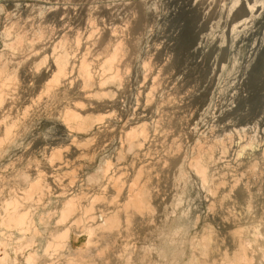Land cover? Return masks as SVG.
I'll return each instance as SVG.
<instances>
[{"label": "rangeland", "instance_id": "374dc122", "mask_svg": "<svg viewBox=\"0 0 264 264\" xmlns=\"http://www.w3.org/2000/svg\"><path fill=\"white\" fill-rule=\"evenodd\" d=\"M110 32L116 40H109ZM57 42L60 44L55 54L65 51L76 58L85 54L95 78L102 77L100 65L119 46L114 61L116 71H105L110 72L109 76L117 72L119 81L114 89L105 88L104 92L110 93L99 100L111 105L109 112L113 115L88 134L71 135L60 124L59 116L66 107L71 108L75 102L85 104L76 93L77 79L64 91L60 87L61 91L54 92L57 95L44 93L42 88L50 79L48 58L33 79H23V73L38 65L44 55L49 57L52 44ZM35 52L37 56L33 58ZM0 55L1 60H11L10 67H14L16 78L15 85L9 86L11 93L16 94L19 107H29L27 117L19 118V113H13L6 121L11 122L7 127L13 149L1 158L12 164V169L0 175V190L5 192L7 186L18 185L15 182L24 173L31 179L34 171H39L42 179L50 181L49 196H43L41 209L50 200L56 206V197L62 193L59 189L65 186L66 195L83 192L80 205H87L91 197L100 195L105 203L108 201L107 205L111 204L106 206L112 211L114 203L107 199L115 194L89 184L86 175L99 167L102 170L104 160L109 158L108 173L117 170L116 176L121 175L120 182L126 185L123 196L115 198L119 201L115 203H121L135 179L134 173L142 171L135 187L138 190L143 186L147 192L144 204L149 207L143 210V218L129 217V226H122L120 229L126 231L121 234L120 230L119 236L100 240L95 232L90 238L93 242L87 246L86 229L91 223L81 215L83 219L78 223L81 222L79 230L83 233L76 231L69 239L72 253L76 252L70 256H74L73 260L82 264H264V0H0ZM13 61L19 64L15 65L17 69ZM40 91V95H45L39 96ZM92 106H83L78 112L93 116L104 113ZM137 125L144 127V137L138 138L143 145L139 153L127 152L123 150L124 134ZM242 128H247L248 132L243 129L245 136ZM251 135L257 137L252 138L257 143ZM73 139L76 144L68 149ZM247 140L251 141L250 146ZM252 144L254 148L259 145L254 149ZM211 145L213 161L204 159L207 181L201 183L190 164L198 154V158H203L201 155L205 156ZM242 145L248 148L242 149ZM59 146L69 163L53 173L49 150ZM220 146L227 149L224 154ZM200 150L202 154L198 153ZM255 166L257 169H253ZM4 174L18 177L3 180ZM50 175L52 179L48 178ZM54 178L59 181L56 183ZM102 204H93L90 216L98 217L96 210H102ZM124 220L121 216L120 221ZM41 247L38 242L29 248L22 244L20 253L15 254L16 248L4 246L0 256L6 252L5 264H24V256ZM64 253L66 247L55 252L54 264L63 262L62 256L67 255Z\"/></svg>", "mask_w": 264, "mask_h": 264}, {"label": "bare ground", "instance_id": "6f19581e", "mask_svg": "<svg viewBox=\"0 0 264 264\" xmlns=\"http://www.w3.org/2000/svg\"><path fill=\"white\" fill-rule=\"evenodd\" d=\"M46 10V9H45ZM56 13V12H55ZM64 15V14H63ZM55 16V14H54ZM65 16V15H64ZM12 17V16H11ZM93 19V18H92ZM31 24V23H30ZM58 25V23H57ZM13 26V25H12ZM90 26V25H89ZM41 27V26H40ZM52 27V26H51ZM45 29V28H44ZM80 29V28H79ZM85 29V28H84ZM3 30V29H2ZM25 30V29H24ZM72 30V29H71ZM89 30V29H88ZM6 31V29H5ZM44 31V30H43ZM116 31V30H115ZM8 33H10L9 31H7ZM112 32L114 33L113 29H112ZM3 33V32H2ZM5 33V32H4ZM29 33V32H28ZM47 33V32H46ZM58 33V32H57ZM109 33V32H108ZM116 33V32H115ZM36 34V33H35ZM44 34V33H43ZM110 32V37L112 39H109V40H116V37L114 34H112ZM7 35V33H6ZM11 35V34H10ZM94 35V34H92ZM9 36V35H8ZM14 36V35H13ZM79 36V35H78ZM88 36V35H87ZM85 36V37H87ZM91 36V35H90ZM100 36V35H99ZM16 37V36H15ZM58 37V36H57ZM109 37V36H108ZM9 38V37H8ZM19 38V37H18ZM74 38V37H73ZM88 38H91L88 36ZM87 38V39H88ZM15 39V38H14ZM12 39V40H14ZM17 39V38H16ZM15 39V40H16ZM40 39V38H39ZM52 39V38H51ZM62 39V38H61ZM60 39V41H61ZM14 40V41H15ZM55 40V39H54ZM77 40V39H76ZM79 40V39H78ZM85 40V39H84ZM91 40V39H90ZM64 41V39H63ZM3 42V41H2ZM5 42V41H4ZM13 42V41H12ZM32 42V41H31ZM45 42V41H44ZM51 42V41H50ZM116 42V41H115ZM7 43V42H6ZM14 43V42H13ZM49 43V42H48ZM56 43V42H54ZM87 43V42H86ZM121 43V42H120ZM5 44V43H4ZM3 44V45H4ZM7 44H12V43H7ZM60 42H57V44H52L53 45V48H52V52L51 54L49 55V57H47L46 55H44L42 57V60L41 62L39 61L38 62V65H36L34 63V66L33 69L31 68L27 74L26 73H23L25 76L23 77V79H28V78H32L33 79V75L37 74V70L39 68H42L41 66L46 62L47 58L49 59L48 61V72H50V79L49 80H46L44 83V86L42 89H44V93H48L51 95L57 91L58 93V90H60V87L61 89H66L68 88L69 86H71V84L73 85V82H75V80L77 79V81L79 82V85L77 87V90H76V93L79 97H81L84 101V105L83 103H73L71 108L69 107H66L65 110H63L59 116V119H60V124L61 126L67 131L69 132L71 135L74 133V132H84V134H88L89 131L91 130H94L96 129L97 130V126L98 124H101L104 119H107L109 116H110V112H109V109H112L111 108V105H109L108 103H99V100L102 98V97H105L107 95H109L110 93V90L109 91H106V93L104 92L105 88H112L114 84H117L118 82L116 80V77H117V72H114L115 74H111L112 76H109L110 75V72H112L116 67L115 66V63L114 61H116L115 59L117 58V53L119 52V46L118 47H115V49L113 50L112 54L110 55V57L108 58L107 57V60H104L103 64L100 65L102 66L101 67V70H102V77H98V78H95V76H93L94 74H92L91 72V69L89 67V64L88 62L86 61V57H85V54H82L80 53V56H78L76 58V55H72V56H69L67 52L63 51L61 52L60 54H55V49L56 47L59 48ZM61 44L63 45V42H61ZM117 44V43H116ZM6 45V44H5ZM4 45V46H5ZM8 46V47H11V46ZM18 45V44H17ZM33 45V44H32ZM55 45V46H54ZM76 50H79V44L78 42L76 41ZM120 45V44H119ZM3 46V47H4ZM16 46V44H15ZM14 46V47H15ZM20 46V45H18ZM122 46V45H121ZM120 46V47H121ZM13 47V45H12ZM36 47V46H35ZM45 47V46H44ZM63 47H65L63 45ZM7 48V47H6ZM40 48V47H38ZM71 48V47H70ZM118 48V49H117ZM10 49V48H9ZM13 48H11L10 50H12ZM18 49V48H17ZM31 49V48H30ZM34 49V48H33ZM37 49V48H36ZM43 49V48H42ZM42 49L40 51H42ZM45 49V48H44ZM62 49V48H60ZM66 49V48H65ZM64 49V50H65ZM86 49V48H85ZM39 49H37L38 51ZM75 50V49H74ZM118 52H117V51ZM9 51V50H8ZM13 51V50H12ZM34 51V50H32ZM36 51V52H37ZM39 51V52H40ZM45 51V50H44ZM54 51V52H53ZM67 51V50H66ZM81 50H79L80 52ZM21 52V51H20ZM31 52V51H29ZM34 53L32 55L33 56H37V53ZM78 52V51H77ZM76 52V53H77ZM17 53V52H16ZM45 53V52H44ZM29 54V53H27ZM31 54V53H30ZM70 54V53H69ZM78 54V53H77ZM14 56H15V53H14ZM20 56V55H19ZM27 56V55H26ZM12 57V56H11ZM27 57H31V56H27ZM31 57V58H32ZM39 57V56H38ZM5 58V57H4ZM14 58V57H13ZM13 58H10V59H13ZM23 58L20 56V59ZM34 58V57H33ZM16 59V57H15ZM27 60V58H25ZM97 59V58H96ZM121 59V58H120ZM14 60V59H13ZM17 60V59H16ZM25 60V61H26ZM10 61L11 60H8L6 61L5 59H2L1 60V55H0V118H2L0 121V147L3 146V150L0 151V175L2 176V174L8 170L12 164H8L7 162H2V156H4L5 153L7 154H11V149H13L12 147V144H9V141H10V129L7 127V124L10 122H7V119H9L13 113H19L20 117L19 118H24V117H27V114H28V110L27 108H21L19 107V103L20 101L17 102L16 100V94H14L13 92L11 93V88H9L10 85H13L14 84V81L13 79L16 78V77H13V74H14V70L12 68L14 67H10ZM22 61H24L22 59ZM14 62V61H13ZM12 62V63H13ZM17 62V61H16ZM14 62V63H16ZM26 63V62H24ZM18 63L16 64H13L14 66L16 65L17 66ZM118 64V63H117ZM116 64V65H117ZM11 65V66H13ZM15 66V69H17ZM19 66V64H18ZM99 66V67H100ZM145 66V65H144ZM118 67V66H117ZM10 68V69H8ZM11 69L13 71H11ZM100 69V68H99ZM113 69V70H112ZM11 71L12 75L9 73V71ZM47 70V69H46ZM45 70V71H46ZM112 70V71H111ZM105 71H110L108 74L105 73ZM116 71V70H114ZM147 71V70H146ZM17 72V71H15ZM47 73V72H45ZM108 75V76H104L105 74ZM149 73V72H148ZM104 74V75H103ZM151 74V73H150ZM16 76H18L16 73H15ZM99 75V74H98ZM146 75V74H145ZM100 76V75H99ZM119 78V77H118ZM143 78V77H142ZM16 80V79H15ZM19 80V79H17ZM16 80V82H17ZM119 81V80H118ZM121 82V81H120ZM19 83H21V81H19ZM17 83V85L19 84ZM43 84V83H42ZM15 85V84H14ZM122 85V84H121ZM20 86V85H19ZM18 86V87H19ZM30 86V85H29ZM32 86V85H31ZM12 87V86H11ZM14 87V86H13ZM17 87V86H16ZM117 87V85H116ZM28 88V87H27ZM10 89V90H9ZM15 89V88H14ZM21 89V88H19ZM18 89V90H19ZM114 89V87H113ZM150 89V88H149ZM13 90V88H12ZM18 90H14V91H18ZM29 90V89H28ZM154 90V89H153ZM61 91V90H60ZM64 91V90H63ZM118 91V90H117ZM67 92V90H66ZM16 93V92H15ZM20 93V92H19ZM22 93V92H21ZM41 91L39 92V96L40 95ZM63 93V92H62ZM47 94V95H48ZM56 94V93H54ZM20 95V94H19ZM18 95V96H19ZM45 94H43L42 96H44ZM48 95V96H49ZM57 95V94H56ZM75 95V94H73ZM218 95V94H217ZM64 96V95H63ZM67 96V95H66ZM146 96V95H145ZM74 97V96H73ZM111 97V96H110ZM39 98V97H38ZM54 98V97H53ZM107 98V97H106ZM19 99V98H18ZM26 99V98H25ZM24 99V100H25ZM46 99V98H45ZM48 99V98H47ZM52 99V98H51ZM56 99V98H55ZM31 100V99H30ZM35 100V99H34ZM38 99H36L37 101ZM40 100H41V97H40ZM62 100V99H61ZM102 100H104L102 98ZM23 101V100H22ZM21 101V102H22ZM29 101V100H28ZM27 101V102H28ZM57 103L59 100H56ZM68 101V100H67ZM71 101V100H70ZM69 101V102H70ZM109 101V100H108ZM30 102V101H29ZM47 102V101H46ZM61 102V101H60ZM114 102V101H113ZM166 102V101H165ZM24 103V101H23ZM31 103H33V100L31 101ZM35 103V101H34ZM33 103V104H34ZM55 103V102H54ZM147 103V102H146ZM25 104V103H24ZM68 104V102L66 103ZM69 105V104H68ZM92 105H96L95 106V111H101V112H104L103 114L101 113V115L99 114L98 116H93V115H89V114H83L81 115L80 110L84 109L85 106L86 108L88 107H93ZM65 106V105H63ZM84 106V108H83ZM90 112V111H88ZM93 114V113H92ZM95 114V113H94ZM97 114V113H96ZM112 114V112H111ZM29 115V114H28ZM113 115V114H112ZM111 115V116H112ZM16 116V119H17V115ZM110 116V117H111ZM48 117V116H47ZM50 118V116H49ZM166 118V117H165ZM16 119L14 121H16ZM28 119V118H27ZM18 121V120H17ZM120 121V120H119ZM24 122V121H23ZM57 122V121H56ZM55 122V123H56ZM59 122V121H58ZM101 122V123H100ZM11 123V122H10ZM20 123V122H19ZM22 123V122H21ZM20 123V124H21ZM19 124V125H20ZM142 124V123H141ZM157 124V123H156ZM14 125V124H13ZM17 125H18V122H17ZM124 125V124H123ZM131 125V124H130ZM158 125V124H157ZM10 126V125H9ZM33 126V125H32ZM57 126V125H56ZM102 127V126H101ZM133 127V126H132ZM135 127V126H134ZM133 127V128H134ZM160 127V126H159ZM211 128V127H210ZM256 128V127H255ZM14 129V128H13ZM244 128H242V132L244 134H246L248 131L246 130L247 128H245L244 130H246L244 133L243 131ZM34 130V129H33ZM46 130V129H44ZM62 130V129H61ZM125 130V129H124ZM239 130V131H241ZM250 130V129H249ZM50 131V130H49ZM238 131V132H239ZM252 131V130H251ZM251 131H249L251 133ZM17 132V131H16ZM19 132V131H18ZM21 132V131H20ZM19 132V133H20ZM237 132V131H236ZM237 132V133H238ZM241 132V133H242ZM253 132V131H252ZM25 133V132H24ZM93 133V132H92ZM240 133V132H239ZM64 134V133H63ZM66 134V132H65ZM68 134V133H67ZM75 134V133H74ZM80 134V133H79ZM144 127L143 125H137L134 129H131L130 128V131L129 132H126V134H124V144H125V148L126 149H123L127 152H136V153H139V151L141 150V147H142V143L139 141L138 138L141 139V137H144ZM147 134V133H146ZM149 134V133H148ZM153 134V133H152ZM252 134V133H251ZM52 135V134H51ZM56 135V134H55ZM91 135V133H90ZM93 135V134H92ZM107 135V134H106ZM249 135V134H248ZM168 136V135H167ZM180 136V135H179ZM245 136V135H244ZM252 137H250L251 139L255 136L251 135ZM21 137V136H20ZM51 137V136H50ZM68 137H69V134H68ZM71 139V137H69ZM147 138V137H146ZM216 138V137H215ZM249 138V137H248ZM257 137H255V140H256ZM39 139V138H38ZM92 139V138H91ZM90 139V140H91ZM145 139V138H144ZM74 140V139H73ZM89 140V139H87ZM177 140V139H176ZM254 139H252L253 141ZM254 140V141H255ZM85 141V140H84ZM142 141H145L146 140H142ZM248 143L251 142L249 140H247ZM253 141V142H254ZM89 142V141H88ZM209 142V141H208ZM245 142V141H244ZM252 142V143H253ZM256 142V141H255ZM17 143V142H16ZM70 143V142H69ZM92 143V142H91ZM217 143V142H216ZM247 143V144H248ZM257 143V142H256ZM7 144V146H6ZM13 144H14V141H13ZM75 143V140L72 141L69 145H67V148L69 149L70 147H73ZM78 144V142H77ZM81 144L84 145V142H82ZM86 144V143H85ZM88 144V143H87ZM123 144V143H122ZM122 144L120 146H122ZM251 143L248 144V146H250ZM216 145V144H215ZM253 145V144H252ZM256 145V144H255ZM259 144H257L258 146ZM57 146V144H56ZM76 146V145H75ZM96 146V145H95ZM225 146V145H223ZM243 148L242 149H245L246 147L248 148V146H244L242 145ZM241 146V147H242ZM257 146L255 148H257ZM50 147V146H49ZM79 147H82L81 145ZM123 147V146H122ZM122 147H119V148H122ZM216 147V146H215ZM219 147V146H218ZM240 147V149H241ZM260 147V146H259ZM18 148V147H17ZM39 148V147H38ZM45 148V147H44ZM66 148V147H64ZM64 148H62L64 150ZM66 148V149H67ZM84 148V147H83ZM224 147H221L220 146V151H223L225 150L222 154H224L226 152L227 149H223ZM227 148V147H226ZM246 148V149H247ZM253 148H254V145H253ZM254 148V149H255ZM41 149V148H40ZM78 149V148H77ZM76 149V151H77ZM82 149V148H81ZM80 149V151H82ZM212 145L209 146L206 151H205V156L201 155L202 151L200 150V152L198 153H201L200 155L203 157V158H198L197 155L195 158H194V161L191 162L190 166H192V169L194 168V173H195V176L201 181V183H204L206 178H207V175H206V167H207V160H210L211 162L213 160L212 159ZM219 149V148H218ZM241 149V150H242ZM49 150V149H48ZM250 151H252V149L250 148L249 149ZM47 151V150H46ZM50 155H49V162H50V168L53 169V173L55 172L54 170H58L60 168H62L61 166H65L67 164V161L65 159V154H62L63 151H61V148L59 146V148H51L50 150ZM71 151V150H70ZM79 151V150H78ZM237 151V150H236ZM256 151V150H255ZM43 152V150H42ZM67 152V151H66ZM74 152V151H73ZM120 152V151H118ZM116 152V153H118ZM204 152V151H203ZM233 152V151H232ZM259 152V151H258ZM264 153V151H261V153ZM16 153V152H15ZM14 153V154H15ZM65 153V152H64ZM68 153V152H67ZM83 153V151H82ZM147 153V152H146ZM145 153V154H146ZM49 154V153H47ZM88 154V152H87ZM86 154V155H87ZM120 154V153H119ZM118 154V155H119ZM144 154V155H145ZM197 154V153H196ZM238 154V153H236ZM64 155V156H63ZM70 155V154H69ZM84 155V153H83ZM85 155V156H86ZM95 154H93V157H94ZM123 155V154H122ZM142 155V154H141ZM147 155V154H146ZM255 155V154H254ZM262 155V154H260ZM12 156V155H11ZM10 156V157H11ZM89 156V155H88ZM143 156V155H142ZM225 156V155H224ZM258 156V155H257ZM82 157V156H80ZM84 157V156H83ZM91 157H92V154H91ZM122 156H120L121 158ZM148 157V156H147ZM200 157V156H199ZM67 158V157H66ZM79 158V157H78ZM87 158V157H86ZM118 158V157H117ZM256 158V157H255ZM258 158V157H257ZM10 159V158H9ZM69 159V158H67ZM77 159V158H76ZM133 159V158H132ZM205 159V161H204ZM79 160V159H78ZM100 160V159H99ZM109 160V158H108ZM105 161L104 160V167L103 169L101 170L100 167L98 170H96V172L92 173V174H89V175H86V182H89V184H93L97 187H99V189H101L102 191H107L109 190V192L111 193V195H113V193L115 194L111 199H107V200H112V204H116L115 208L112 206V211L107 207L109 205H107L106 203H108V201H106L105 203V198H103L102 196H98V195H94L93 197H91L87 203V205H80V199H81V195H83L82 193H80L81 191H76L78 192V194H75V195H71V193H69L70 195H66V193L64 192V188L67 189V187L63 186L62 188L63 189H59L62 193L61 195L59 194V196L57 195L56 197V201H55V204L57 202V205L55 206H52L53 203H51V200L50 202H47L48 204H45L44 202V207L45 209H41L39 206L41 204V200L45 197H43L44 195H48V189L49 188V183L44 177V179H42V175H41V172L39 171H34V177L33 178H28L27 175L25 176L24 174H27V173H24L22 177H19L18 180H16L17 182L15 183H18V185L16 184V186L14 187H8L7 186V189L6 191L4 192L3 189L0 190V202H1V208L3 210V215L0 216V250L1 248L3 249L4 246H11L12 248H16L15 250V254H19L20 253V247L22 246V244L24 245H28V248L31 247L32 245L35 246L36 242H38L42 247L39 249L40 251H38V249L36 250H33L29 253H27V255L24 256V264H54L53 260L55 259L54 258V255L55 252L60 249V248H63V247H66V251H67V255L66 256H62L63 257V262H61V264H82L79 260L75 261L72 259V257H70L72 254L76 253L74 251V253H72L71 249H70V245H69V239L72 238L71 235H73V233H75L76 231L78 233H81V230H79V226L81 225L79 222L78 223V220L80 221L81 219H83L82 216H86L87 218H89V222L91 223L89 226L87 225V229H86V234H87V246L89 245L90 242H93L91 241V236L92 234L95 232L98 234L97 237L98 239L100 240H103L104 238H107V237H113L114 235L116 236H119L118 234H120V230H121V234H122V230H125L124 227L127 228V225L129 226L128 224V221L130 220L129 217L132 218V216L134 217H138L140 218L139 216H142L144 213V209L146 207H149L146 206L144 204L145 202V199H146V195H147V192L146 190L144 189L143 186H141L142 188H138V190H136V183H137V179L139 178V174H140V171L137 170L136 173H134L135 175V179L132 180V182L130 183V185L128 186L127 188V193L126 195H124L123 197V201L121 203H115L117 202L118 200H115L116 197H120V196H123V188L126 186H124V182L121 183L120 182V176H116V173L115 170L114 171V174H109L108 170H109V167H110V164L109 162ZM73 161V160H72ZM116 161V160H115ZM123 161V160H122ZM48 162V163H49ZM74 162H75V159H74ZM100 162V161H98ZM119 162V161H118ZM167 162V161H166ZM204 162V163H203ZM256 162V161H255ZM45 163V162H44ZM69 163V161H68ZM144 163V162H143ZM101 164V162H100ZM148 164V163H147ZM151 164V163H150ZM257 164V162H256ZM38 165V164H36ZM46 165V163H45ZM71 165V164H70ZM69 165V166H70ZM99 165V164H98ZM123 165V164H122ZM253 165V164H251ZM250 165V167H251ZM255 165V163H254ZM257 166V165H256ZM256 166L253 168L255 169ZM48 167V166H46ZM68 167V166H67ZM121 167V166H120ZM145 167V166H144ZM36 168V167H35ZM55 168V169H54ZM117 168V167H116ZM3 169V170H2ZM12 169V167H11ZM50 169V170H51ZM68 169V168H66ZM120 169V168H119ZM139 169V168H138ZM190 169V168H189ZM248 169H251V168H248ZM257 169V168H256ZM31 170V169H30ZM62 170V169H61ZM60 170V171H61ZM72 170V169H71ZM121 170H123V168H121ZM120 170V171H121ZM252 170V169H251ZM250 170V171H251ZM33 171V170H32ZM52 171V170H51ZM74 171V169L72 170V172ZM81 171V170H80ZM253 171V170H252ZM23 172V171H22ZM25 172V171H24ZM68 172V171H66ZM113 172V170H112ZM118 172V171H117ZM142 172V171H141ZM255 172V171H254ZM12 173V172H11ZM21 173V172H20ZM47 173V172H45ZM64 173V172H63ZM66 174V173H65ZM64 174V175H65ZM69 174V173H68ZM72 174V173H71ZM129 174V173H128ZM22 175V173H21ZM19 175V176H21ZM45 175V174H44ZM5 176V177H4ZM3 176V180L5 178H11V177H16L17 175H13V176H10V175H5L4 174ZM46 176V175H45ZM55 176V175H54ZM57 177H60L59 175H56ZM63 176V175H62ZM69 176V175H67ZM72 176V175H71ZM254 176V175H253ZM18 177V176H17ZM73 177V176H72ZM70 177V178H72ZM75 177V176H74ZM73 177V178H74ZM48 178H53V175L49 176ZM47 178V179H48ZM63 178V177H62ZM65 179L67 178L66 176L64 177ZM72 178V179H73ZM152 178V177H151ZM196 178V179H197ZM2 179V177H1ZM60 179V178H59ZM69 179V178H68ZM71 179V180H72ZM150 179V178H149ZM12 180V179H11ZM56 179L54 178V181ZM58 180V179H57ZM56 180V183L59 181ZM61 180V179H60ZM63 180V179H62ZM207 181V180H206ZM61 182V181H60ZM127 182V181H126ZM125 182V183H126ZM53 183V181H52ZM206 183V182H205ZM219 183V182H218ZM233 183V182H232ZM70 184H73V182L71 181ZM127 184V183H126ZM49 185V186H47ZM189 185V184H188ZM204 185V184H203ZM56 186V185H54ZM67 186V184H66ZM197 186V185H196ZM16 187L18 189H16ZM6 188V187H5ZM58 188V186H57ZM56 188V189H57ZM60 188V187H59ZM196 188V187H195ZM203 188V187H202ZM88 189V188H87ZM191 189V188H190ZM58 190V189H57ZM100 190V191H101ZM49 191H51L49 189ZM75 191V190H74ZM126 191V190H125ZM135 191V192H134ZM210 192V191H209ZM53 193V192H51ZM104 193V192H103ZM50 194V193H49ZM125 194V193H124ZM197 194V193H196ZM52 195V194H50ZM103 195V194H102ZM213 195V194H212ZM8 196V197H7ZM49 196V195H48ZM56 196V195H54ZM108 196V194H107ZM7 197V199H6ZM47 197V196H46ZM102 197V198H101ZM105 197V196H104ZM34 198H36V200H34ZM88 198V197H87ZM46 200V199H45ZM147 200V199H146ZM103 203V209L102 210H96L97 213L99 214L98 217H92L93 214H91L92 216H90V213H92V210H93V204L95 203ZM110 202V201H109ZM110 202V203H111ZM119 202V201H118ZM43 205V204H42ZM107 205V206H106ZM95 206V205H94ZM100 206V205H99ZM147 209V208H146ZM210 209V208H209ZM0 210V211H2ZM110 210V212H109ZM144 210V211H143ZM149 210V209H148ZM10 211V212H9ZM30 211L32 212L33 211V214L29 215L28 212L30 213ZM35 211V212H34ZM91 211V212H90ZM2 213V212H1ZM95 214V212H94ZM121 216L124 217V222L122 223L120 221L121 219ZM145 216V215H144ZM148 216V214H147ZM85 217V218H86ZM196 217V216H195ZM81 218V219H80ZM143 218V216H142ZM100 219V220H99ZM123 219V218H122ZM137 220V219H136ZM141 219H139L140 221ZM86 221V220H85ZM131 222V221H129ZM34 223V225L32 224ZM32 224V227L30 226ZM79 224V225H78ZM86 224V223H85ZM122 226H124L123 228L124 229H120ZM82 227V226H81ZM32 228V229H31ZM83 228V227H82ZM85 228V227H84ZM12 230H15L16 233L12 234L11 231ZM84 231V230H82ZM126 231V230H125ZM124 231V232H125ZM117 232V233H116ZM119 232V233H118ZM77 233V234H78ZM83 233V232H82ZM81 233V235H82ZM85 234V233H84ZM28 235V236H27ZM42 235H43V239L42 238ZM39 237H41L40 239H38ZM75 235L73 236V240H75ZM241 238V237H240ZM108 239V238H107ZM106 239V240H107ZM127 239V238H126ZM117 240V239H116ZM205 240V239H204ZM127 241V240H126ZM43 243L44 246H43ZM98 243V242H97ZM73 244V243H72ZM91 244V243H90ZM94 245V244H93ZM211 246V245H210ZM247 246V245H246ZM6 248V247H5ZM4 248V249H5ZM24 248V247H22ZM7 249V248H6ZM35 249V248H34ZM78 250V249H77ZM6 251V250H5ZM3 250V252H5ZM25 251V250H24ZM23 251V252H24ZM52 254H51V252ZM61 251V250H60ZM63 251V250H62ZM81 251V249H80ZM6 253V252H5ZM3 253L2 256H0V264H5L6 261L8 260V256L7 254ZM203 253V252H202ZM81 255V253H80ZM83 255V254H82ZM22 256V255H21ZM58 256V255H57ZM242 256V255H240ZM16 257V256H15ZM14 257V258H15ZM61 257V258H62ZM21 258V257H20ZM236 258H237V255H236ZM243 258V257H242ZM41 260V262H39ZM237 260V259H236ZM240 260V259H239ZM57 262V261H56ZM199 262V261H198ZM11 263V261H10ZM20 263V262H19ZM60 263V262H59ZM57 263V264H59ZM21 264V263H20ZM56 264V263H55ZM234 264V263H233Z\"/></svg>", "mask_w": 264, "mask_h": 264}]
</instances>
